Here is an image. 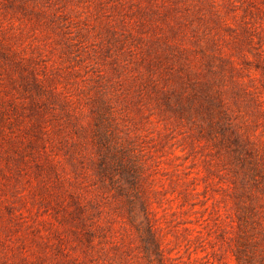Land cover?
I'll use <instances>...</instances> for the list:
<instances>
[{
	"label": "rangeland",
	"instance_id": "rangeland-1",
	"mask_svg": "<svg viewBox=\"0 0 264 264\" xmlns=\"http://www.w3.org/2000/svg\"><path fill=\"white\" fill-rule=\"evenodd\" d=\"M0 264H264V0H0Z\"/></svg>",
	"mask_w": 264,
	"mask_h": 264
}]
</instances>
